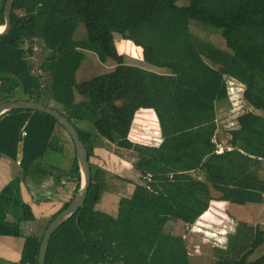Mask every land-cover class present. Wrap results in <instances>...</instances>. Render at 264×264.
<instances>
[{
    "label": "trees",
    "instance_id": "obj_1",
    "mask_svg": "<svg viewBox=\"0 0 264 264\" xmlns=\"http://www.w3.org/2000/svg\"><path fill=\"white\" fill-rule=\"evenodd\" d=\"M6 1L0 0V27ZM194 18L213 22L226 49L195 36ZM80 25L86 35L75 39ZM109 33L150 54L153 69L127 64ZM85 52L103 64L112 61L113 69L78 82ZM230 83L243 88L253 111L236 118L224 142L215 107L229 98ZM180 90L206 108L193 128L183 116ZM19 100L67 117L91 167L84 206L54 232L45 264H191L184 236L213 204H264V165L258 160L264 158V0H14L11 30L0 38V103ZM140 112L155 115L159 145L131 139ZM91 129L135 157L136 177L119 178L132 192L119 195L115 215L99 209L109 185L106 163L90 161ZM55 131L68 134L42 112L14 110L0 117V156L19 162L26 184L29 175L47 180L51 197L40 200L64 197L44 230L81 187L75 147L70 153ZM213 139L234 150L217 155ZM56 144L63 145L68 166L42 170L40 161ZM23 209L25 221H33L30 207ZM42 237H27L20 260L0 258V264H39ZM213 257L212 264H264V225L238 222Z\"/></svg>",
    "mask_w": 264,
    "mask_h": 264
},
{
    "label": "rangeland",
    "instance_id": "obj_2",
    "mask_svg": "<svg viewBox=\"0 0 264 264\" xmlns=\"http://www.w3.org/2000/svg\"><path fill=\"white\" fill-rule=\"evenodd\" d=\"M194 21L191 25V31L195 36L214 44L220 49H226L225 41L221 37V31L214 28L216 26L213 22L204 18H194ZM85 35V28L83 25H80L77 29L75 39H80ZM107 37L110 44L124 57L127 64L145 69H153L147 62L150 54L144 55L141 49H138L130 42L125 41L116 33H109L107 34ZM85 57V61L77 73L78 82L87 81L96 76L105 74L114 67L112 61H108L104 64L101 63L97 55L92 52H85ZM229 86V98L219 102L215 107L219 134L223 136L224 142L229 139V136H226L224 133L236 128V118L245 112L253 111L251 106H249V104L242 98L243 88L235 83H230ZM177 97L188 126L193 128L202 123V115L206 108L204 105H201V102L196 98V95L189 91L180 90ZM91 134L95 150L94 157L91 158L90 161L96 167L101 166V162L106 163L105 168H107L106 172L109 194L128 195L132 190V185L119 178L121 176L126 180L132 181L136 177L137 174L131 166V163L135 158L134 154L128 151L116 150L114 146L104 138L100 137L93 129H91ZM64 135V141H66L70 153L73 154V143L68 134L64 132ZM131 139L135 142L149 146L159 145L161 141L159 125L152 112H140L137 115L131 132ZM56 146L58 147L55 153H57L58 156H64L65 153L62 152L63 145L56 144ZM49 157L48 159L55 161L57 155L53 153V155H50ZM46 166L47 165L42 166L41 169H45ZM33 178L34 177L29 175L28 184L22 181L21 185H23L24 200L27 202L30 209H32L31 212L33 211V216H36L37 210L35 205L38 206V204L35 203L34 200V202L32 201L30 197L31 195L29 194L31 191L29 187ZM38 178L43 179L40 174ZM45 194V188L44 190H33L34 197L40 198L45 196ZM112 205H115V202H113ZM213 205L210 213L203 218V221L199 226L195 227L192 230L193 232L188 231L184 236L191 264H212L215 261L213 257L214 247L225 244L227 236L234 231L235 225L238 222L242 221L252 225H264V204L237 206L223 203ZM49 221L50 217L42 220L34 219L33 225H39L41 228H44Z\"/></svg>",
    "mask_w": 264,
    "mask_h": 264
},
{
    "label": "crops",
    "instance_id": "obj_3",
    "mask_svg": "<svg viewBox=\"0 0 264 264\" xmlns=\"http://www.w3.org/2000/svg\"><path fill=\"white\" fill-rule=\"evenodd\" d=\"M55 134L64 140L65 135H63L60 131H55ZM53 153L57 155L55 161L48 159V157L53 155ZM68 161L67 154H64V156H58V154L54 151H49L40 161V163H42L43 166L47 165L54 168H66L68 166ZM19 172V162L13 164V162H11L9 159L0 156V258L3 261L11 263L18 262L20 260L25 239L29 236L40 237L42 234L44 235L43 230L45 228H41L39 225H33V221H25V212L23 207L24 205H29L24 200L25 197L22 187L23 185H21L22 181L19 178ZM37 179L40 178L34 177L30 184L29 188L31 191L29 194L31 196H29L31 197L32 201L34 200L35 203L38 204V206L35 205L37 210L36 216L34 215V217H36L35 219L42 220L46 219L47 217H51L56 213V211L60 209L62 206V201H64V197L61 196L56 199L54 198L51 201H43L38 197H34L33 190H44V188L46 189L45 196L51 197V193H49L47 190V180L40 179L42 180L40 185L33 184V181ZM130 193L128 195H130ZM118 200L119 194L110 195L108 191L105 193L99 209L101 211L115 215ZM113 202H115V205H112ZM215 204L223 203L216 202ZM210 211L207 214H209ZM206 215L201 217L196 222L192 230L199 226ZM192 230L190 231L193 232Z\"/></svg>",
    "mask_w": 264,
    "mask_h": 264
},
{
    "label": "water",
    "instance_id": "obj_4",
    "mask_svg": "<svg viewBox=\"0 0 264 264\" xmlns=\"http://www.w3.org/2000/svg\"><path fill=\"white\" fill-rule=\"evenodd\" d=\"M13 2L14 0L6 1L4 7L5 25L3 27H0L3 28V30L0 32V38L8 35L11 30V10ZM14 110L37 111L53 117L71 137L75 147L76 157L79 162L81 173V187L75 198L68 206V208L62 211L55 219L51 221L42 237L38 255V263L45 264L47 248L54 232L72 215L79 212L84 206L87 193L91 185V167L89 163L88 151L86 146L80 139L79 134L74 125L68 120L67 117L63 116L59 111L46 107L34 101L19 100L0 103V117ZM41 183L42 180L40 179L33 181V184L35 185H40Z\"/></svg>",
    "mask_w": 264,
    "mask_h": 264
},
{
    "label": "built area",
    "instance_id": "obj_5",
    "mask_svg": "<svg viewBox=\"0 0 264 264\" xmlns=\"http://www.w3.org/2000/svg\"><path fill=\"white\" fill-rule=\"evenodd\" d=\"M212 143L215 145V153L217 155H221L224 152H231L234 150V148L231 145L221 144L217 142L215 139L212 140ZM258 160L261 161L262 164L264 165V158H259Z\"/></svg>",
    "mask_w": 264,
    "mask_h": 264
},
{
    "label": "bare ground",
    "instance_id": "obj_6",
    "mask_svg": "<svg viewBox=\"0 0 264 264\" xmlns=\"http://www.w3.org/2000/svg\"><path fill=\"white\" fill-rule=\"evenodd\" d=\"M3 30V28H0V32Z\"/></svg>",
    "mask_w": 264,
    "mask_h": 264
}]
</instances>
